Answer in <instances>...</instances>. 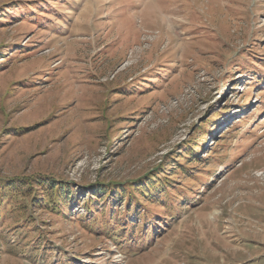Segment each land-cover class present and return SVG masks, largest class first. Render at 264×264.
Listing matches in <instances>:
<instances>
[{"label":"rangeland","instance_id":"374dc122","mask_svg":"<svg viewBox=\"0 0 264 264\" xmlns=\"http://www.w3.org/2000/svg\"><path fill=\"white\" fill-rule=\"evenodd\" d=\"M0 264H264V0H0Z\"/></svg>","mask_w":264,"mask_h":264},{"label":"bare ground","instance_id":"6f19581e","mask_svg":"<svg viewBox=\"0 0 264 264\" xmlns=\"http://www.w3.org/2000/svg\"><path fill=\"white\" fill-rule=\"evenodd\" d=\"M158 7H159V5H158ZM168 12V11H167ZM166 13V12H165ZM162 16V15H161ZM152 17V16H151ZM173 21V20H172ZM174 23V22H173ZM183 24V23H182ZM69 39V38H68ZM79 89V88H78Z\"/></svg>","mask_w":264,"mask_h":264}]
</instances>
